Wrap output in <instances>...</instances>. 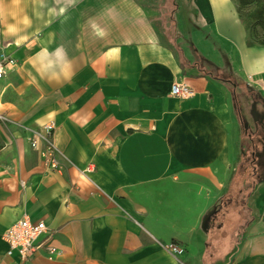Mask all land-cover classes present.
<instances>
[{
    "label": "crops",
    "instance_id": "crops-1",
    "mask_svg": "<svg viewBox=\"0 0 264 264\" xmlns=\"http://www.w3.org/2000/svg\"><path fill=\"white\" fill-rule=\"evenodd\" d=\"M257 8L174 0L159 28L137 0H0V48L14 59L0 79V264L2 234L24 213L56 248L24 264H264V174L244 189L234 241L223 210L240 136L229 85L264 97L248 84L264 72ZM191 43L235 87L198 76ZM176 81L192 95H171ZM48 123L55 171L31 145ZM88 163L95 186L79 175Z\"/></svg>",
    "mask_w": 264,
    "mask_h": 264
},
{
    "label": "built area",
    "instance_id": "built-area-1",
    "mask_svg": "<svg viewBox=\"0 0 264 264\" xmlns=\"http://www.w3.org/2000/svg\"><path fill=\"white\" fill-rule=\"evenodd\" d=\"M13 62L14 59L11 53L0 48V79L4 77ZM248 84L254 85L259 92L264 93V72L263 76L260 77L250 76ZM170 93L180 99H185L192 95L190 86L184 81L174 82L171 85ZM0 118L4 119L2 116ZM54 131L55 126L52 123L38 127L36 136L31 143L34 150L39 152L41 164L47 171H55L59 166V152L53 143ZM94 169V164L88 163L79 169V175L95 186L92 179ZM2 237L6 243V261L4 264H24L42 249H46L49 254H53L56 251V248L50 243L52 233L44 221L32 219L26 213L8 226ZM166 249L175 256H180L185 252L183 246L173 241L166 244Z\"/></svg>",
    "mask_w": 264,
    "mask_h": 264
},
{
    "label": "rangeland",
    "instance_id": "rangeland-1",
    "mask_svg": "<svg viewBox=\"0 0 264 264\" xmlns=\"http://www.w3.org/2000/svg\"><path fill=\"white\" fill-rule=\"evenodd\" d=\"M145 9H147L148 15L153 23L159 27L163 28V25L171 18L173 3L174 0H137ZM226 74V72L224 71ZM229 89L232 92V97L235 98L236 104L239 106L240 113L244 118V121L248 124L250 130H253L252 121L250 119V109L252 101L250 99V95H261L258 92H249L243 86L237 87L235 89V94H233V88L229 85ZM233 98V99H234ZM257 110L260 109L259 106L256 107ZM239 155H238V163L237 170L235 172V177L233 178L232 183L229 185L228 190L229 193L233 196V201L224 206L223 210L226 213L225 220L228 222L226 227L230 225L231 228V239L234 241L239 235L233 232L234 230L241 231L243 226L245 225L247 219L249 218V208L246 203L243 202V195L245 194V187L249 186L253 181L264 174V167L256 166L249 164L245 161V157L243 156V152L247 150L248 146H250L249 139L247 138V134L242 128L241 123L239 124ZM261 134H256L254 136L255 144L257 149H260ZM223 217L221 216L220 219ZM218 219V220H220ZM213 219L212 222H214ZM221 221V220H220ZM230 221V223H229ZM211 222V230L213 228ZM202 230V229H201ZM203 231V230H202ZM205 233V232H204ZM210 234V233H209ZM208 234V235H209ZM207 235V233H205Z\"/></svg>",
    "mask_w": 264,
    "mask_h": 264
},
{
    "label": "trees",
    "instance_id": "trees-1",
    "mask_svg": "<svg viewBox=\"0 0 264 264\" xmlns=\"http://www.w3.org/2000/svg\"><path fill=\"white\" fill-rule=\"evenodd\" d=\"M240 2V4L243 5H247L250 3H256L258 5L257 10L255 11V16L254 18L259 20L258 24L263 28L264 30V0H238ZM253 38L256 42L263 44L264 45V32H263V36L260 37L254 30H253ZM191 47V52L193 54L194 59L192 60V62L190 63L189 60H187L184 57V62L185 63H190V65H192V67H195L198 71L197 75L198 76H208L211 77L215 80H218L222 83L225 84H234L237 83L235 81V79L231 76L230 73H224V71L219 68L217 65H215L213 62H211L210 60H208L207 58H205L198 50L197 48L194 46V44H190ZM182 65V63H181ZM185 64H183L184 67ZM183 73L186 74V71L184 70V68L182 69ZM235 104V108H236V101H234ZM236 112H237V108H236ZM238 114V113H237ZM1 146V143H0Z\"/></svg>",
    "mask_w": 264,
    "mask_h": 264
},
{
    "label": "flooded vegetation",
    "instance_id": "flooded-vegetation-1",
    "mask_svg": "<svg viewBox=\"0 0 264 264\" xmlns=\"http://www.w3.org/2000/svg\"><path fill=\"white\" fill-rule=\"evenodd\" d=\"M250 99L252 103H255L256 107L259 106L260 109L257 110L256 108V116L253 117L251 115V109H250V119L252 121L253 125V130H250L248 127V124L244 121L243 116L240 113L239 106L236 104L237 108V113L239 117V121L242 125L243 130L247 134V138L250 140V146H248L247 150L243 152V156L245 157V161H247L251 165L256 166H261L264 167V142H263V137H264V102H262L259 98L258 95H250ZM256 134H261L260 136V142L261 146L260 149H257V146L255 144V139L254 136Z\"/></svg>",
    "mask_w": 264,
    "mask_h": 264
},
{
    "label": "water",
    "instance_id": "water-1",
    "mask_svg": "<svg viewBox=\"0 0 264 264\" xmlns=\"http://www.w3.org/2000/svg\"><path fill=\"white\" fill-rule=\"evenodd\" d=\"M233 87H235L234 84H233ZM233 94H235L234 90H233ZM233 98H234V97H233ZM259 98H260V100H261L262 102H264V97H263V96L259 95ZM234 100H235V98H234ZM256 113H257V111H256V105H255V103H252V104H251V115H252L253 117H255V116H256ZM263 118H264V115H263ZM263 142H264V137H263ZM213 214H214V213L211 212V213H209V214L203 219L202 224H201V229H202L203 231H207V230H208V228H209V223H210V220H211Z\"/></svg>",
    "mask_w": 264,
    "mask_h": 264
}]
</instances>
